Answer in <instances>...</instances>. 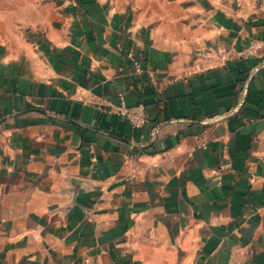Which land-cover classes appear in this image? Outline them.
<instances>
[{
  "label": "crops",
  "instance_id": "0c3cea01",
  "mask_svg": "<svg viewBox=\"0 0 264 264\" xmlns=\"http://www.w3.org/2000/svg\"><path fill=\"white\" fill-rule=\"evenodd\" d=\"M0 264H264V0H0Z\"/></svg>",
  "mask_w": 264,
  "mask_h": 264
},
{
  "label": "built area",
  "instance_id": "2783aa9c",
  "mask_svg": "<svg viewBox=\"0 0 264 264\" xmlns=\"http://www.w3.org/2000/svg\"><path fill=\"white\" fill-rule=\"evenodd\" d=\"M255 49L256 47H254L252 50ZM118 100L119 101L116 107L118 115L129 121L132 128H143L148 122L145 106L143 104L134 107L128 105L127 99L123 94L119 95Z\"/></svg>",
  "mask_w": 264,
  "mask_h": 264
}]
</instances>
